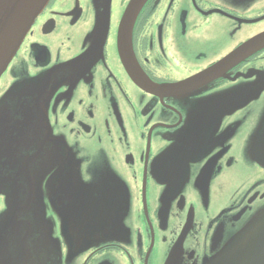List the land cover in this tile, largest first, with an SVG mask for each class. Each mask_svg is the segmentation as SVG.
Wrapping results in <instances>:
<instances>
[{
  "label": "flooded vegetation",
  "instance_id": "1",
  "mask_svg": "<svg viewBox=\"0 0 264 264\" xmlns=\"http://www.w3.org/2000/svg\"><path fill=\"white\" fill-rule=\"evenodd\" d=\"M130 2L49 0L0 75V264H214L264 213V45L169 87L264 33V0H142L124 28Z\"/></svg>",
  "mask_w": 264,
  "mask_h": 264
},
{
  "label": "water",
  "instance_id": "2",
  "mask_svg": "<svg viewBox=\"0 0 264 264\" xmlns=\"http://www.w3.org/2000/svg\"><path fill=\"white\" fill-rule=\"evenodd\" d=\"M141 1L135 0L132 6L130 5V11L135 13ZM46 2L47 0H0V74L15 54L35 16L41 11ZM123 23V27L126 26L125 20ZM262 45H264V33L242 44L223 60L199 75L171 86V88H194ZM128 47L130 50V45ZM120 52L132 79L141 86L152 90L155 85L151 84L131 64L124 33L120 37ZM228 242L230 245L218 253L214 264H264V213L252 218Z\"/></svg>",
  "mask_w": 264,
  "mask_h": 264
},
{
  "label": "rangeland",
  "instance_id": "3",
  "mask_svg": "<svg viewBox=\"0 0 264 264\" xmlns=\"http://www.w3.org/2000/svg\"><path fill=\"white\" fill-rule=\"evenodd\" d=\"M236 141H237V139H236ZM236 141H235V142H236ZM232 153H233V154H232L233 156H236L235 149L232 151ZM219 202H222V200L220 199L219 196H217V197L215 198L214 202H213V203H214L213 205H214L215 207H217V206L220 205Z\"/></svg>",
  "mask_w": 264,
  "mask_h": 264
}]
</instances>
